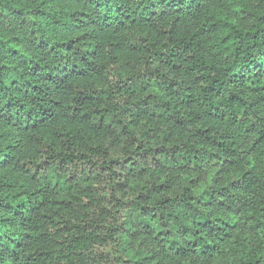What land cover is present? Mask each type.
Returning a JSON list of instances; mask_svg holds the SVG:
<instances>
[{
	"label": "clouds",
	"instance_id": "9594fccd",
	"mask_svg": "<svg viewBox=\"0 0 264 264\" xmlns=\"http://www.w3.org/2000/svg\"><path fill=\"white\" fill-rule=\"evenodd\" d=\"M0 264H264V0H0Z\"/></svg>",
	"mask_w": 264,
	"mask_h": 264
}]
</instances>
